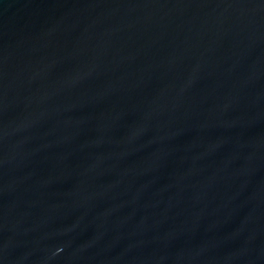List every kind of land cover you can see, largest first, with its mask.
<instances>
[{
    "label": "water",
    "instance_id": "95a60500",
    "mask_svg": "<svg viewBox=\"0 0 264 264\" xmlns=\"http://www.w3.org/2000/svg\"><path fill=\"white\" fill-rule=\"evenodd\" d=\"M0 264H264V0H0Z\"/></svg>",
    "mask_w": 264,
    "mask_h": 264
}]
</instances>
